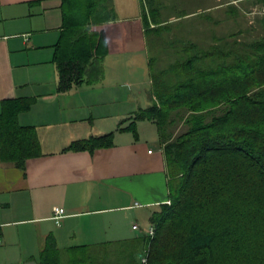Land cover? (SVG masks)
Returning <instances> with one entry per match:
<instances>
[{"label": "trees", "instance_id": "16d2710c", "mask_svg": "<svg viewBox=\"0 0 264 264\" xmlns=\"http://www.w3.org/2000/svg\"><path fill=\"white\" fill-rule=\"evenodd\" d=\"M62 13L54 62L58 90L68 92L103 79L111 51L107 24L118 16L113 0H62ZM143 19L149 45H164L169 60L160 66L159 55L150 58L152 106L120 130L138 138V121L157 125L172 201L152 214L153 238L96 250L74 247L67 264H142L146 248L148 264H264V35L242 41L239 30L205 44L178 42L168 33L162 38L171 23L160 20L158 11ZM34 103L6 100L0 116V158L20 169L42 155L35 128L18 119ZM113 145L110 133L75 141L65 151L94 153ZM60 255L50 238L44 264H65Z\"/></svg>", "mask_w": 264, "mask_h": 264}, {"label": "crops", "instance_id": "0c3cea01", "mask_svg": "<svg viewBox=\"0 0 264 264\" xmlns=\"http://www.w3.org/2000/svg\"><path fill=\"white\" fill-rule=\"evenodd\" d=\"M114 5L118 17L107 24L111 51L103 60V79L60 92L54 55L63 29L62 0H0V116L4 101L34 99L18 119L35 128L42 152L24 169L0 158V264H44L50 238L67 264L74 247L96 250L148 236L152 214L171 204L163 145L160 141L157 153L142 143L153 132L154 141L160 139L156 124L138 121V139L120 130L152 101L153 84L138 2L114 0ZM144 59L149 89L136 83ZM110 133L111 148L65 151L75 141ZM56 207L65 209L60 224ZM144 218L149 230L138 223Z\"/></svg>", "mask_w": 264, "mask_h": 264}, {"label": "rangeland", "instance_id": "374dc122", "mask_svg": "<svg viewBox=\"0 0 264 264\" xmlns=\"http://www.w3.org/2000/svg\"><path fill=\"white\" fill-rule=\"evenodd\" d=\"M137 0L138 8L140 10V16L144 24V15H149L153 11L159 12L160 20H165L171 23L169 27L161 35L162 38H166L170 34L169 38L175 41L182 42L188 41L189 39L199 42L208 43L214 37H222L230 34H234L239 30L244 33L239 36L242 41H250L259 38L264 35V4L259 0ZM256 2V4L254 3ZM114 2V0H113ZM234 3V4H233ZM254 5V9L251 8V4ZM232 4V5H229ZM138 10V9H137ZM239 14L234 15L232 12ZM188 14L185 17H181ZM236 14V13H235ZM124 15V13H123ZM131 15V14H126ZM118 16V14H117ZM151 39H156V36H150ZM150 40V39H148ZM170 40V39H169ZM171 40L170 42H173ZM151 41V40H150ZM162 44L149 46L148 54L150 58H156L158 55L160 66L169 60L168 53L164 54ZM174 59L180 56L173 52ZM170 56V57H171ZM156 60V59H155ZM129 59L124 61V64H128L130 70L134 67ZM140 67V66H138ZM141 71L140 79L136 81L140 85L143 84L144 89L151 88L150 77L148 75V66L146 59L143 60V68H139L138 72ZM143 109L152 106V101L149 102L147 99ZM140 110H137V112ZM134 118V117H133ZM157 126V125H156ZM155 128V127H154ZM158 128V127H157ZM132 133V132H131ZM153 137L142 138V143L146 149L156 150L159 153L160 139L154 141L155 132L151 133ZM139 138V137H138ZM136 138V139H138ZM160 138V134H159ZM146 150V151H147ZM142 229L149 230V222L146 218L138 220Z\"/></svg>", "mask_w": 264, "mask_h": 264}, {"label": "built area", "instance_id": "2783aa9c", "mask_svg": "<svg viewBox=\"0 0 264 264\" xmlns=\"http://www.w3.org/2000/svg\"><path fill=\"white\" fill-rule=\"evenodd\" d=\"M152 151H150L151 153ZM65 216V209L61 208V207H56L54 208V219L56 220V222L58 224H60V221L62 218H64ZM135 229H137V226L134 227ZM156 233V228L155 227H151L149 232H148V236L150 237H154ZM141 262L142 264H148L149 262V249L141 256Z\"/></svg>", "mask_w": 264, "mask_h": 264}]
</instances>
